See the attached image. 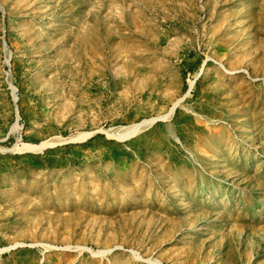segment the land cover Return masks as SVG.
<instances>
[{
	"label": "rangeland",
	"instance_id": "obj_1",
	"mask_svg": "<svg viewBox=\"0 0 264 264\" xmlns=\"http://www.w3.org/2000/svg\"><path fill=\"white\" fill-rule=\"evenodd\" d=\"M0 5V264H264V0Z\"/></svg>",
	"mask_w": 264,
	"mask_h": 264
},
{
	"label": "bare ground",
	"instance_id": "obj_2",
	"mask_svg": "<svg viewBox=\"0 0 264 264\" xmlns=\"http://www.w3.org/2000/svg\"><path fill=\"white\" fill-rule=\"evenodd\" d=\"M178 102L179 101L174 103V106L172 107L171 112H173L175 107L178 105ZM151 120H153V119H151ZM151 120H143L142 122H139V123H134V124H131L128 126L121 127V128H119V136H127L129 134H135V133L139 132L144 127V125L150 124Z\"/></svg>",
	"mask_w": 264,
	"mask_h": 264
},
{
	"label": "water",
	"instance_id": "obj_3",
	"mask_svg": "<svg viewBox=\"0 0 264 264\" xmlns=\"http://www.w3.org/2000/svg\"><path fill=\"white\" fill-rule=\"evenodd\" d=\"M0 7L2 8V11L5 12L4 7H3L2 5H0ZM4 45H5V48H7V42H6V40H4ZM8 63H10V61H9ZM10 87L12 88L11 85H10ZM15 90H16V89H15ZM16 97H17V96H16ZM16 97H14L15 104H16V102H17V100H18V97H17V98H16ZM16 105H17V104H16Z\"/></svg>",
	"mask_w": 264,
	"mask_h": 264
}]
</instances>
